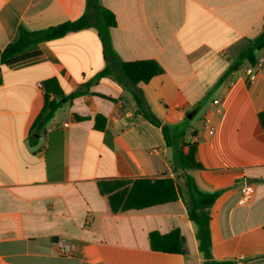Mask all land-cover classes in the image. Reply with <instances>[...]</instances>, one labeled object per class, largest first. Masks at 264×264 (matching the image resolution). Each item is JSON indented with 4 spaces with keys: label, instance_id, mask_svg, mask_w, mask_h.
Returning a JSON list of instances; mask_svg holds the SVG:
<instances>
[{
    "label": "crops",
    "instance_id": "crops-1",
    "mask_svg": "<svg viewBox=\"0 0 264 264\" xmlns=\"http://www.w3.org/2000/svg\"><path fill=\"white\" fill-rule=\"evenodd\" d=\"M100 2L116 16L110 35L119 58L163 68L140 88L162 126L183 128V143L197 145L202 169L188 173L200 191L222 192L211 210L213 258L264 264V51L256 65L237 66L264 31V0ZM85 10L86 0H0V51L18 39L20 26L43 30ZM24 56L0 66V264H204L182 198L113 213L100 190V182L141 178L183 186L162 127L139 115L129 91L104 77L43 123L44 82L55 80L68 96L107 66L97 30L40 43ZM245 184L255 194L241 206ZM175 229L187 254L151 249V232ZM58 242H69L70 252L61 253Z\"/></svg>",
    "mask_w": 264,
    "mask_h": 264
},
{
    "label": "trees",
    "instance_id": "trees-1",
    "mask_svg": "<svg viewBox=\"0 0 264 264\" xmlns=\"http://www.w3.org/2000/svg\"><path fill=\"white\" fill-rule=\"evenodd\" d=\"M117 26L115 14L105 8L100 0H86L85 13L77 20L66 21L47 29L29 31L24 26L19 28L18 39L0 51V66L13 67L27 58L24 54L31 48L43 42L60 39L70 33L95 28L103 48V55L107 66L92 80L81 86L79 90L65 96L59 87H55V80L43 83L46 95V104L42 112L43 123L53 118L55 112L64 101L73 100L90 92V88L104 77L114 79L134 97L139 115L156 127H162L163 135L173 152V170L182 172L183 186L178 181L165 177L159 179L141 178L131 182L106 181L100 182V190L108 195L109 204L113 213L130 210H143L158 205H165L183 199L189 219L197 227L199 251L203 256L204 264H232L230 261H216L212 255L211 210L222 192L204 193L199 190L195 179L188 173L202 169L197 161V145L183 143L185 130L180 127L163 125L153 114L140 84H148L153 78L161 75L164 70L154 60L122 61L112 46L110 31ZM264 51V31L254 40L249 41L240 53L237 66L244 63L257 64V53ZM235 66V68L237 67ZM54 93L60 101H50L49 94ZM98 130L105 129V120L97 118ZM188 152H184V147ZM151 249L156 252L169 254H187L186 239L180 229L168 234L157 231L149 235Z\"/></svg>",
    "mask_w": 264,
    "mask_h": 264
},
{
    "label": "built area",
    "instance_id": "built-area-1",
    "mask_svg": "<svg viewBox=\"0 0 264 264\" xmlns=\"http://www.w3.org/2000/svg\"><path fill=\"white\" fill-rule=\"evenodd\" d=\"M246 73L250 76V79L252 81L256 80V76L254 74V69L252 66H249V68L246 70ZM255 194V189L253 185H247L245 184L241 188V197L239 199L238 204L241 206L247 205L253 198ZM57 246L61 253L68 254L71 250V246L69 242H58Z\"/></svg>",
    "mask_w": 264,
    "mask_h": 264
}]
</instances>
